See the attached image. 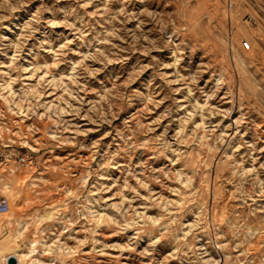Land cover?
<instances>
[{
    "label": "rangeland",
    "instance_id": "1",
    "mask_svg": "<svg viewBox=\"0 0 264 264\" xmlns=\"http://www.w3.org/2000/svg\"><path fill=\"white\" fill-rule=\"evenodd\" d=\"M0 195L2 264H264V0H0Z\"/></svg>",
    "mask_w": 264,
    "mask_h": 264
},
{
    "label": "built area",
    "instance_id": "2",
    "mask_svg": "<svg viewBox=\"0 0 264 264\" xmlns=\"http://www.w3.org/2000/svg\"><path fill=\"white\" fill-rule=\"evenodd\" d=\"M230 6H233V3H230ZM250 19L253 20L254 17L250 16ZM243 46L245 48H250L251 46L250 41L244 40ZM19 159L21 162H26L27 160L30 159V153L29 152L22 153ZM10 210H11V202H10L9 197L6 195H0V215L8 213ZM9 257L7 258V261Z\"/></svg>",
    "mask_w": 264,
    "mask_h": 264
},
{
    "label": "water",
    "instance_id": "3",
    "mask_svg": "<svg viewBox=\"0 0 264 264\" xmlns=\"http://www.w3.org/2000/svg\"><path fill=\"white\" fill-rule=\"evenodd\" d=\"M8 262L10 264H20L17 257L15 255H10Z\"/></svg>",
    "mask_w": 264,
    "mask_h": 264
},
{
    "label": "bare ground",
    "instance_id": "4",
    "mask_svg": "<svg viewBox=\"0 0 264 264\" xmlns=\"http://www.w3.org/2000/svg\"><path fill=\"white\" fill-rule=\"evenodd\" d=\"M9 222L11 223V220H9ZM2 228H3V225L1 224ZM0 264H2L1 260H0Z\"/></svg>",
    "mask_w": 264,
    "mask_h": 264
}]
</instances>
